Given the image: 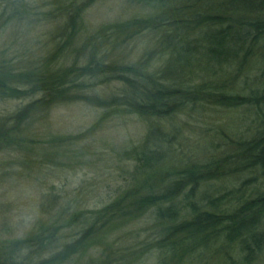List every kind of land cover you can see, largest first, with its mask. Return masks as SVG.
I'll use <instances>...</instances> for the list:
<instances>
[{
    "label": "trees",
    "instance_id": "1",
    "mask_svg": "<svg viewBox=\"0 0 264 264\" xmlns=\"http://www.w3.org/2000/svg\"><path fill=\"white\" fill-rule=\"evenodd\" d=\"M130 1L151 16L85 39L83 4L49 12V28L57 29H49V52L37 69L17 76L16 86L13 74L0 73V97L41 95L14 117L22 136L27 130L18 123L29 115L86 101L102 107V121L127 113L147 124L142 141L121 155L130 164L125 184L115 197H99V209H86L82 188L67 200L64 188L49 183L48 230L15 242V252L30 251L20 264L47 251L38 264H139L152 253L155 264H210L215 256L223 264L264 261V190L253 177L264 176V0ZM145 34L154 47L138 65L106 61L107 48L125 50ZM155 55L158 65L148 68ZM112 84L117 90L99 91ZM224 110L244 111L256 134L221 138L201 164L185 163L171 120ZM65 141L49 136V169L76 167L75 144ZM28 143L37 140L16 141ZM212 182L231 185L199 198ZM65 231L74 233L70 243ZM95 250L99 258H88Z\"/></svg>",
    "mask_w": 264,
    "mask_h": 264
},
{
    "label": "rangeland",
    "instance_id": "2",
    "mask_svg": "<svg viewBox=\"0 0 264 264\" xmlns=\"http://www.w3.org/2000/svg\"><path fill=\"white\" fill-rule=\"evenodd\" d=\"M82 4L83 39L99 31L108 33L114 26L134 18H148L153 12L130 0H0V73L13 74L10 76L12 81H9L11 86L17 85L15 81L21 75L30 74L33 67L37 69L38 60L47 56L49 29L53 32L57 29V25L49 28V12H56L65 5H72L74 10ZM135 40L125 50L107 51V48L106 61L138 65L154 47L151 42L154 38L145 34ZM149 63L148 68L157 66V55ZM112 85L109 89L103 86L99 91L117 90L118 84ZM20 88L28 90L26 86ZM40 96L37 94L23 99L0 97V134L6 133L9 140L0 137V264L22 263L30 251L21 252L20 249L15 252V242L48 230L49 183L64 188L67 200L78 197L82 188V197L89 199L86 209L92 212L101 207V198L108 200L115 197L127 178L122 170L130 169L128 162H120L121 155L138 145L147 131L146 122L132 114L124 113L120 118L102 121V107L99 104L89 105L86 101L55 109L50 116L49 111L29 115L24 122L18 123L21 129L27 130L22 136V131L17 133L13 129L14 117ZM179 121L185 123H177V118L171 123L177 126L175 131L180 128L176 136L179 138L178 151L189 165L201 164L208 156L205 150L210 149L209 144L212 146L221 138L226 140V136L236 138L238 135L251 138L256 134L255 129L249 127L251 122L244 111L194 114L193 119L183 115ZM236 133L238 135L233 137ZM49 136L64 138L66 146L68 142L75 144L77 165L74 169L67 167L66 163L59 170L49 169V162L46 161ZM26 139H35L37 144L28 143L24 148L16 145V141L21 144ZM253 177H257L255 183L264 190V176ZM221 184L208 183L200 190L199 198L208 195L217 197L231 185L225 184L220 189ZM65 233L66 242L70 243L74 233ZM46 248L49 249V245ZM99 254L100 250L89 252L88 258L98 259ZM50 256L47 251L34 259L33 264ZM220 259L221 256H215L210 264H223ZM155 263L152 253L143 256L139 264ZM257 264H264V261Z\"/></svg>",
    "mask_w": 264,
    "mask_h": 264
}]
</instances>
